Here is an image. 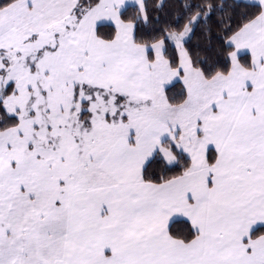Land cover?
I'll return each instance as SVG.
<instances>
[{
	"label": "snow or ice",
	"instance_id": "6c2138e0",
	"mask_svg": "<svg viewBox=\"0 0 264 264\" xmlns=\"http://www.w3.org/2000/svg\"><path fill=\"white\" fill-rule=\"evenodd\" d=\"M0 264H264V0H0Z\"/></svg>",
	"mask_w": 264,
	"mask_h": 264
}]
</instances>
